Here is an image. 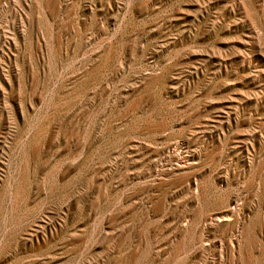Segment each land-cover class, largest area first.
<instances>
[{
  "label": "rangeland",
  "instance_id": "obj_1",
  "mask_svg": "<svg viewBox=\"0 0 264 264\" xmlns=\"http://www.w3.org/2000/svg\"><path fill=\"white\" fill-rule=\"evenodd\" d=\"M0 264H264V0H0Z\"/></svg>",
  "mask_w": 264,
  "mask_h": 264
}]
</instances>
